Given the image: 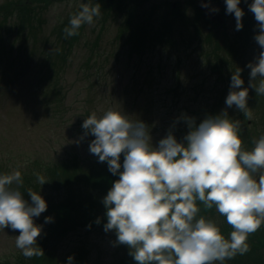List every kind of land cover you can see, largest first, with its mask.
Returning a JSON list of instances; mask_svg holds the SVG:
<instances>
[{"label":"clouds","instance_id":"clouds-1","mask_svg":"<svg viewBox=\"0 0 264 264\" xmlns=\"http://www.w3.org/2000/svg\"><path fill=\"white\" fill-rule=\"evenodd\" d=\"M240 2L225 0L226 14L234 15L237 31L243 27ZM248 7L257 22L254 40L260 48L254 62L246 65L249 86L243 87L242 69L237 68L231 75L224 110L207 115L198 125L186 115L174 122L182 119L186 123L182 142L169 130L153 146L143 121L130 120L111 108L100 117L93 112L83 120L84 136L94 137L90 153L119 177L102 200L106 209L103 230L115 232V243L127 246L135 264H223L248 253L249 235L264 224V135L253 140L251 150H245L241 121L227 112L235 106L251 120L249 88L264 95V0H252ZM100 14L98 3H82L63 29L65 38L78 35L82 25L93 24ZM258 77L257 86L253 81ZM36 176L40 185L47 182L44 176ZM22 186L19 170L0 174V230L19 231L15 246L25 258L44 256L37 245L42 229L34 218L47 210V203L32 189L27 190L30 201L26 200ZM197 202L225 217L232 228L228 238L213 220L200 214ZM51 220L45 217V223ZM95 222L99 224L100 219ZM73 260L68 256L66 264Z\"/></svg>","mask_w":264,"mask_h":264},{"label":"trees","instance_id":"trees-1","mask_svg":"<svg viewBox=\"0 0 264 264\" xmlns=\"http://www.w3.org/2000/svg\"><path fill=\"white\" fill-rule=\"evenodd\" d=\"M69 0H14L6 5L0 6V18L3 22L9 16L16 18L17 25L15 31L18 36L34 37L39 33L44 25V20L40 17L45 14L49 6L53 3ZM199 0H185L182 2H165V9L157 10L160 5L151 6L150 9L144 8L147 0H81L82 3L95 5L98 3L101 7V14L94 18V22L100 27L106 23L114 22L117 24L115 41L116 49L109 52L114 58H124L126 64L149 65L148 71H152V63L148 62L151 56H159V61L155 62L157 68L160 65L170 64L172 66L171 56H177L181 51L195 49L204 63L208 67L209 75L213 78L211 103L203 107L207 115L219 114L226 108L225 98L229 92L231 75L237 70L242 69L241 79L244 81L243 87L249 86L250 69L246 65L251 62L250 52L257 43L254 35L259 29L257 22L251 21L249 17H242V29L235 30V22L232 34L222 35L221 38L213 29L218 23L212 20L210 16L197 4ZM245 2V0H243ZM186 3L188 6H185ZM250 4V0L245 2ZM191 7L190 12H188ZM80 7L64 19L57 30V36L54 40L51 37H45L43 42L47 43L43 52H40L42 61L38 63V72L43 71L40 78L45 85L49 98L48 105L58 103L63 104L62 83L60 73L63 65L66 63L71 48L75 43V36L65 38L63 29L69 25L70 17L78 12ZM226 11V6L223 9ZM222 11V13H224ZM217 24V25H216ZM83 25L78 30L82 29ZM253 35V38H252ZM36 40V38H35ZM50 41V42H49ZM220 41H225L221 43ZM5 39L0 36V81L10 84L12 87L20 82H30L29 71L32 70V60L29 57L21 67L20 54L14 55L1 50L4 47ZM98 41L95 40L90 48L92 54L99 53ZM12 50V49H11ZM96 51V52H95ZM106 52V51H105ZM91 61V60H90ZM173 77L179 74V59L174 63ZM260 78L258 77L254 84L258 86ZM0 85H3L0 82ZM48 88L50 90H48ZM174 91L177 88L172 87ZM134 104V100L130 102ZM177 107L178 103H172ZM248 107L252 111L251 126L260 125L264 128V95H258L254 89L249 88ZM186 111L190 110L187 105ZM57 114L62 111L56 107ZM228 115L232 119L241 121L240 138L242 147L246 150L247 145L253 148L250 132L247 126L248 118L239 112L235 106L227 109ZM90 112L85 110L81 120L77 122V129L82 136L83 120L90 116ZM245 120H247L245 122ZM245 122V123H244ZM197 124V122H196ZM251 127V128H252ZM183 133L188 131L187 126L183 128ZM251 135V136H250ZM85 138L91 142L94 137L89 134ZM67 157L51 160H26L22 162L24 170L21 172L23 186L21 191L24 198L30 201L27 190L39 192L47 203V210L41 214L42 233L37 239V245L43 250L44 256L25 258L21 256L16 258L17 264H66L67 260H59L58 249L60 244L70 235L84 231L101 232L106 223L105 207L102 203L112 183L117 180L118 175H113L108 171L106 162H98V157L92 161H85L78 154L72 152L66 153ZM121 164L123 156H121ZM17 169H0V174H11ZM122 170V169H121ZM44 176L47 182L40 185L36 174ZM201 208V215L213 220L221 230L222 235L228 238L232 231L227 224L225 217L221 216L215 208L205 210L200 202H197ZM45 217H51L49 223H45ZM100 219V223L95 221ZM116 241V234L111 231ZM250 251L244 255H236L233 259L225 260L223 264H264V224L255 233L248 237ZM129 249L125 245L115 243V253L113 261L109 264H135L133 258L128 254ZM72 256L73 264H101L91 263L88 248L80 247ZM220 264V262H215Z\"/></svg>","mask_w":264,"mask_h":264},{"label":"rangeland","instance_id":"rangeland-1","mask_svg":"<svg viewBox=\"0 0 264 264\" xmlns=\"http://www.w3.org/2000/svg\"><path fill=\"white\" fill-rule=\"evenodd\" d=\"M10 1L14 0H0V6ZM182 1L185 0H147L144 8L160 5L158 12L165 9V2ZM197 4L201 7L203 4L209 5L204 10L218 23L216 27H219L213 29V32L216 31L220 38L222 35L232 34L235 18L233 14H226L223 10L225 0H199ZM80 5L81 0L51 4L40 17V20H44V25L34 37L18 36L15 31L16 18L9 16L5 22L0 18V36L5 39L1 50L6 52V57H9V52H14V55L22 52L18 61L21 67L29 57L32 60V70L26 76L32 79L30 82H20L12 87L0 81L3 84L0 85V169L24 170L23 161H55L67 157L68 152L78 154L85 161L94 160L96 156L89 151L90 142L85 136L81 139L82 133L77 129V122L81 120L85 110L100 117L111 108L128 115L130 120L143 121L149 128L153 146L169 130L178 142L183 141L185 134L182 130L186 123L182 119L174 123L178 118L184 115L193 117L198 125L207 116L201 110L204 111L203 107L211 103L214 80L198 51H181L177 56H171L172 66L168 63L164 67L162 64L159 69L154 64L159 61V56H151L148 62L153 65L149 72V65L126 64L124 58L117 59L109 55V52L116 49L114 41L117 24L114 22L106 23L102 28L95 22L83 25L74 38L75 43L60 73L62 107L58 103L47 106L49 96L45 85L41 81L37 83L44 77L43 71L39 73L37 66L42 61L39 53L47 46L43 40L45 37L54 40L60 23ZM184 5L188 6L186 3ZM239 7L244 16L255 21L248 4L241 0ZM212 8L219 11L212 12ZM190 10L191 7L188 12ZM95 40L98 41L100 52L92 54L90 46ZM259 52L257 44L249 54L251 62H254ZM177 59L180 62L179 74L174 78L173 69ZM172 87L177 90L174 91ZM132 100L134 104L131 105ZM175 101L178 103L177 107L172 104ZM187 105L190 107L189 111L184 109ZM57 106L62 111L60 114L56 112ZM247 126L250 132H254L250 135L252 141L264 135L263 126L256 124L252 127L250 120L247 121ZM251 149L247 145L246 150ZM41 221V215L34 218V223L42 229ZM18 235V230H0V264H17L16 258L23 256L15 246ZM80 247L88 248L91 263L109 264L113 261L115 240L111 231L81 230L68 236L59 246L58 259L67 260Z\"/></svg>","mask_w":264,"mask_h":264},{"label":"water","instance_id":"water-1","mask_svg":"<svg viewBox=\"0 0 264 264\" xmlns=\"http://www.w3.org/2000/svg\"><path fill=\"white\" fill-rule=\"evenodd\" d=\"M202 8L204 9V7L202 6Z\"/></svg>","mask_w":264,"mask_h":264}]
</instances>
